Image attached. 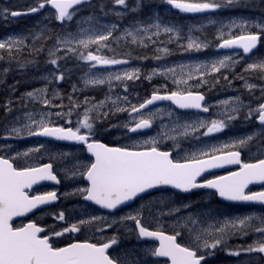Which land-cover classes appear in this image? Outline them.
<instances>
[{"label": "rangeland", "instance_id": "rangeland-1", "mask_svg": "<svg viewBox=\"0 0 264 264\" xmlns=\"http://www.w3.org/2000/svg\"><path fill=\"white\" fill-rule=\"evenodd\" d=\"M18 1L0 0V40H7L9 37L23 40V43L14 46L10 52L8 49H0V150L4 156L12 158L21 167H32L47 160L55 163L56 171L60 173L61 176H59L63 183L61 196L65 197L66 201L68 197L73 198L72 204L66 205V207H72V209L67 208V211L72 216L73 223L88 219L91 216L106 218V220L97 221L93 225H84L78 232L63 233L65 237L76 238L79 236L82 239L103 241L115 236L117 244H115V249L112 253L122 264H159L153 256L146 254V249L154 247L149 242L140 241L136 234L134 221H121V217L127 214L135 215L139 210L141 212V223L145 226L155 230H166L170 233L179 231L181 233L179 236L180 242L187 244L190 242L189 233L181 225L183 223L182 218L190 214L197 219L198 224L196 227L200 229L207 228L209 224L219 227L220 222H223L226 218L264 214V212L256 209L240 211L237 208L211 204L209 200H204V197L208 195L201 192L189 197H180L175 192L166 191L142 198L134 205L116 213L114 218H109L100 212H96L90 206L84 205V202L80 200L82 195L73 194L75 189L85 187L82 176L66 177V169L71 171L73 166L78 163L86 164L85 159L74 155L73 151L78 154L77 149L71 150L57 143H48L41 138H27L26 132L23 133L22 137L8 136L11 128L20 127L28 122L24 115L25 113H33L36 119H40L41 113H50L51 115L48 118L54 124L76 128L78 126L77 121L83 119L85 108H92L93 105L99 104L101 101H105L104 105L98 109H93L89 116L92 118V123L98 124L99 132H109L103 136L115 141V144L118 142L122 146H135L137 148L146 147L143 141L155 138L158 142L157 146L172 150L174 158L177 160H182L186 155H190L193 152L207 150L212 146L219 148L225 144L230 145L235 140L258 133L260 128L256 126L255 117L249 120L244 119L247 107L241 108L239 117L229 123V130L224 133L223 137H218V134L202 135L206 128H200L197 132L184 136L180 134L183 132V127L178 125L182 126L186 122L193 123L198 120L223 119L221 112L225 110L226 106H221L218 102L229 98L239 97L244 105H250L252 108L257 107L259 103L264 101V94L261 91V89H264V72L259 69L245 71L248 64L264 60V38H262L258 50L249 56H240L238 51L218 52L217 50V46L222 42V34L223 39H228L247 32L258 31L259 29L255 25L264 23V13L255 15V13L245 12V10L252 7L236 3L216 10L184 13L168 5L165 0H142L144 6L136 12H125L122 6L114 5L113 0H90L87 7L95 4L101 11L103 18L99 19L90 13H75L72 21L66 20L63 22L69 26L75 24L74 27L69 28L66 25V28H59V32L55 33V36L50 40V33L54 29L53 24L64 25L55 19L54 11L47 5L36 13L12 17L10 15L11 11L27 12L29 8L37 5V0L21 5L17 4ZM194 2H199V0H194ZM127 3L129 8L135 7V0H127ZM101 5H103V10H101ZM4 9H8V12L5 13ZM116 12H125V14L118 17L115 15ZM105 13L107 14L105 15ZM90 15L95 16L96 20L88 21L86 18ZM156 15L159 16L163 24L175 26L179 31V35L161 32L159 36L153 35L151 40H149L147 37L155 32V28L149 29L148 34L141 31L139 35L144 38L143 45L132 43L131 37L124 35L126 29H134L140 27V25L154 23V19L151 18ZM48 17L49 21L45 23ZM241 20L249 21L252 26L244 29L231 26L232 21L239 22ZM113 24H117L119 27L114 31L113 37L107 42L108 47L101 49L98 54L128 60V63L98 66L89 73V76L102 75L107 77L109 73L115 74L122 73L125 70L140 69V78L138 80L125 82L113 80L111 86L107 82L103 85L86 86L84 81L86 79L85 73L89 72V62L79 60L72 54H69L68 58L58 61L60 69L66 72L65 78L60 81L52 79L49 74L55 71L56 66L49 63L50 59L55 58L49 56V50L53 49L54 46L60 47L61 50L56 55L65 56L64 46L57 45L58 38L63 39L68 32L78 33L80 28L88 31L81 33L77 36V39L87 38L88 35L93 34V30L102 31V26H111ZM2 25L8 26L9 29L1 27ZM126 25L128 27L125 28ZM48 27H50V33H46L49 30ZM37 34H40L39 38H37ZM189 36L208 46L201 50L185 51ZM71 46L79 48L75 44ZM96 47V45H90L87 50H80L85 51V53L87 51L95 53ZM164 48L169 50L168 55L158 51V49ZM133 50H137L140 56L135 57L138 54L133 53ZM158 55L161 56L159 60L155 59ZM225 56H231L238 62L221 69L219 73L206 75L204 77V80L207 81L206 83L200 84L198 79H193L189 81L188 85L195 91L207 93V106L213 109L212 114L204 116L196 112H179L166 103H158L156 106L141 111L145 118H148L150 114L153 116V128L150 131L132 134L124 127L125 124L132 121V117L127 111H115L117 106L129 108L130 105H138L156 89L160 91L176 90L177 85L173 83L171 74L152 75L150 80L147 79L146 77L151 75L154 69L163 70L179 65H210L211 62ZM143 57H147V59H142ZM142 61L149 66L145 71L144 66H141ZM188 70L185 69V73ZM177 72L179 73L178 67ZM254 74L257 75L256 78H253ZM193 75L198 76L197 73H193ZM45 77H48V79H44ZM224 77H227V79ZM4 82H6V85H4ZM246 82L255 87L249 90L246 87ZM9 83L13 88L9 89L8 93L13 94L17 91L19 93L18 98H2L1 90ZM125 83L127 84V91H125ZM45 87L47 88L45 96L51 101L49 106H45L41 101L31 99L26 95L27 92L34 89ZM180 87L186 86L181 84ZM124 96L128 97V102L123 101L122 98ZM69 97H71V100ZM85 100L88 101L87 104ZM113 101H116V104H113ZM12 102H15L16 105H22L19 106L21 109L19 112L17 110L15 112L11 111ZM74 104H78L79 107H74ZM70 109L71 115L57 117L56 113L67 114ZM105 112L108 113L107 116L103 115ZM169 113L172 115H169ZM244 126L255 129L242 133V129L239 128ZM164 134H167L168 137H175V139L165 138ZM35 148L40 150L38 152H30L27 156H17V153H25L29 149ZM232 149L244 150L246 155L253 159L257 158L258 155H264V141H262V136H255L243 147L226 150ZM74 156L76 159H74ZM79 171L82 172L83 168H80ZM37 193H40V190L33 191L32 195ZM65 193L69 195H65ZM184 204H188L190 207L183 208L182 205ZM85 206L86 210L83 212V207ZM177 207L181 209L180 212L169 215L171 209ZM76 212L79 214L75 215ZM111 220H115V224H112L110 228H106L105 223H111ZM251 223L254 227L260 226L258 220L254 219ZM67 227L69 226L67 225ZM97 229H102V231H97ZM53 232L57 231H51V233ZM208 251L201 249V254L206 255L209 259L208 264H249L252 260L264 257V254L260 253L236 257L229 255L228 251L220 248L211 250V255L208 254Z\"/></svg>", "mask_w": 264, "mask_h": 264}, {"label": "snow or ice", "instance_id": "snow-or-ice-1", "mask_svg": "<svg viewBox=\"0 0 264 264\" xmlns=\"http://www.w3.org/2000/svg\"><path fill=\"white\" fill-rule=\"evenodd\" d=\"M168 5L180 10L184 13H198L208 10H216L224 6H230L236 0H165ZM88 3V0H37V5L31 7L27 12L11 11L12 17L36 13L41 9L50 5L55 10V19L60 22L72 21L77 11L76 6H82ZM114 5L122 6L125 12H136L143 7L142 0H135V7L129 8L127 0H113ZM103 10V5H101ZM7 13L8 9H4ZM125 12H116V16H123ZM107 13H105L106 15ZM88 21L96 19L95 16H88ZM154 23L140 25L134 29H126L124 35L131 37L132 43L144 44V38L139 35L141 31L148 34L149 29L155 28V32L148 35L151 40L152 36H159L163 33H174L179 35V31L175 26L163 24L158 15L152 17ZM139 23V22H137ZM233 27L244 29L251 27V23L247 20L239 22L232 21ZM256 32H247L244 35L235 36L234 38L223 39L218 45L220 48L238 47L242 49L244 54L251 53L257 48L258 43L264 38V23L255 25ZM103 30L95 29L92 35L87 38H79L81 33L88 30L80 28L78 33L68 32L63 38L57 39V45L64 46L65 56H57L56 53L61 50L60 47H55L49 50V56L55 57L49 60L51 65H55L56 69L49 75L56 81L65 78V70H61L58 61L69 57V54L75 55L79 60L89 62V72L85 73V85H103L106 82L111 86V82L115 81H132L140 78V69L125 70L122 73H109L107 77L102 75L89 76V73L98 66H111L119 64H127L128 60L116 59L106 55L98 54L101 49L108 47V41L113 37L114 31L119 27L117 24L111 26H102ZM40 34H37L39 38ZM119 39V38H116ZM23 43L19 38L9 37L7 40H0V49H8L9 52L14 46ZM155 43V41H153ZM78 45L73 47L71 45ZM90 45H96V52L82 51L87 50ZM146 46V45H144ZM207 44H202L191 36L188 38V43L185 51L201 50L206 48ZM164 55L169 54L167 48L158 49ZM142 59H147L143 57ZM155 59H161V56H156ZM236 61L231 56H225L221 59L211 62V64H195V65H179V73L177 67L166 68L163 70L154 69L152 74L146 77L151 79L152 75H167L171 74L173 83L177 85L176 90L160 93L156 89L151 94L150 98L145 99L138 105H130L129 108L117 106V112H129L132 121L125 124L124 127L132 133L138 130L150 128L153 122L152 114L145 118L141 114V110L146 109L149 105L156 101H171L180 109H198L203 112L209 111V106H205L202 102L205 101V96L199 91L193 90L189 85V81L198 79V83H206L204 77L210 73H219L221 69L229 67L230 64H235ZM185 69H189L185 73ZM259 69L264 72V60L250 63L245 68V71ZM210 70V71H209ZM6 71V70H5ZM197 73L198 76H194ZM186 75V78H185ZM227 79V77H224ZM44 79H48L45 77ZM243 79V77H241ZM183 84L186 87L181 88ZM125 91L127 84L125 83ZM246 87L252 90L255 86L246 82ZM75 90V86H74ZM264 94V89H261ZM47 88H38L27 92V97L39 100L45 106L51 105V101L46 98L45 93ZM71 100V97H69ZM110 99V98H106ZM120 99V98H118ZM124 102H128V97L124 96ZM87 104L88 101L85 100ZM105 101L93 105L92 108H85V113L82 120H78V126L65 127L54 124L48 117L50 113H41L40 119H36L33 113H25L27 123L20 127H13L9 130L8 136L22 137L26 132L27 136H43L51 137L56 140L75 141L86 146V151L91 154L94 159L86 164H77L69 171L65 170L66 177L72 178L77 175L84 177L87 181V186L75 189L73 194H80L86 201H92L102 208L113 210L128 201L143 195L150 194L151 190H159L162 186H171L181 192H190L197 188L215 189L216 193L228 201L251 202L264 205V190L262 191H246L250 184L264 183V159H259L255 163H242L240 160V151L226 150L229 148H239L245 146L255 136H264V103H259L257 107L252 108L250 105H244L239 97L229 98L228 100L219 101L218 104L226 106L221 112L223 119H212L210 121L198 120L193 123H185L178 125L183 127L181 135L188 136L197 132L200 128H206L202 133L204 136H209L213 133L221 132L229 123L237 119L240 115L241 108L247 107V112L244 114V119L249 120L255 117L260 124V132L248 135L245 138L238 139L232 144H225L222 147L212 146L207 150H200L186 155L182 160L172 158V153L162 151L157 146L158 142L155 138H150L143 141L146 147L137 148L129 147H109L106 144L92 138L93 123L89 113L93 109H98L104 105ZM116 104V101H113ZM74 107H79L74 104ZM235 113V114H232ZM135 114V115H133ZM57 117L63 115H71V109L67 114L56 113ZM107 116L108 113H103ZM169 115H172L169 113ZM139 117V118H137ZM19 119V118H18ZM35 128V130H33ZM81 128L87 129L85 133H81ZM165 138L175 139V137ZM42 147V146H41ZM178 147V145H177ZM39 148L29 149L25 153H17V156H27L30 152L39 151ZM219 153V154H217ZM68 155V154H62ZM225 164H239L238 171L229 172L224 176H216L213 179H207L203 182L198 181L202 173L209 169L219 168ZM83 168V171H79ZM41 181H54L60 183L57 175L53 172V165L43 164L38 167H14L10 159L0 156V264H118V260L108 254V250L117 244V238L112 236L106 242L92 243L88 240L83 242H73L65 247H55L50 242L49 235H42L44 228L38 226L35 222H29L22 226H13V218L24 216L26 213L37 209L40 206L49 204L58 199L56 191H50L43 194L29 195L27 189H31L33 185ZM65 195H69L65 193ZM143 207V206H142ZM183 208H189L190 205L184 204ZM180 208H172L169 215L179 213ZM199 215V214H197ZM56 219L65 220L64 212L56 214ZM182 228L187 229L190 237V242L181 244L177 242V237L181 235L179 231L169 235L162 230H149L141 223V212L138 210L135 215L127 214L120 218L121 221L132 220L138 229L139 238H155L159 241V246L151 249H146V254L153 257L168 258L170 264H202L205 261V255L201 254V249L211 250L226 245L227 240L233 235H248L247 229L252 228V231L259 233L264 237V214L259 216L255 214L245 215L242 217H234L225 219L220 222L219 227L209 224L207 228H197V219L190 214L182 218ZM258 220L260 226L254 227L253 220ZM106 220L104 217L91 216L88 219L79 220L63 229L62 232H53L54 236H61L67 232H78L84 225H93L97 221ZM113 221L112 223H115ZM112 223H105L106 228L112 227ZM102 231V229H97ZM241 253L264 254V242L254 241L253 244L247 247H239L237 250H228L229 255L239 256Z\"/></svg>", "mask_w": 264, "mask_h": 264}, {"label": "flooded vegetation", "instance_id": "flooded-vegetation-1", "mask_svg": "<svg viewBox=\"0 0 264 264\" xmlns=\"http://www.w3.org/2000/svg\"><path fill=\"white\" fill-rule=\"evenodd\" d=\"M31 1L32 0H19L17 2V4L18 5H21V4L29 3ZM89 1L90 0H88V3H89ZM88 3H86V4L82 5V6H76V8H77L76 14H80V13H90V14L95 15L99 19L103 18L102 17V14H101V11L98 9V7L95 4L93 6L87 7L88 6ZM117 8H119V7H117ZM54 13H55V11H54ZM48 21H49V17L47 18V20H46L45 23H47ZM42 22H44V21H42ZM63 24L64 25L62 26V24L54 23L53 24V26H54L53 28L54 29L52 30L51 33H50V27H48L49 30L46 31V33H50V40L53 38V36H55V33L59 32L58 31L59 28H61V29L66 28V25L69 28H73L74 25H75V24H71L69 26L66 23H63ZM1 27H7V29H9L8 26H3L2 25ZM126 27H128V25H126L125 28ZM61 53H63V52L61 51ZM139 56L140 55H135V57H139ZM166 92H170V91H166ZM199 92H201V93L204 94L205 101L203 102V104L205 106H207V98H208L207 93H204V91H199ZM12 103H14V102H12ZM262 103H264V101ZM168 105L172 106L170 103H168ZM176 110L179 111V112H196V113L202 114L204 116H208V115L212 114V112H213V109L210 108V107H209V111L208 112L183 111V110H178V109H176ZM93 125H94L93 130H92V133H93L92 134V138L93 139L98 140L101 143L111 145V146L116 145V146L124 147V146L120 145L118 142L116 144H115V142L114 143L108 142L109 139L107 137L103 136V135H107L109 132H103V131L99 132L98 124H94L93 123ZM256 126L258 128L261 127L260 124H257V123H256ZM239 129H242V133H246V132L249 131V129H247L246 126L241 127ZM227 130H229V126L226 127L224 130H222L221 132H219V133L218 132L217 133H213L211 135L220 134V135L223 136L224 132H226ZM87 131H88L87 129L86 130L81 129V133L82 134L85 133V132H87ZM231 133H232V131H231ZM41 139L44 140V141H46V142H48V143H52V144L57 143V142H55L53 140H49V139H46V138H41ZM262 141H264V136H262ZM57 144L58 145H61V146H65V147H67V148H69L71 150L77 149L78 150V154H77V152L73 151L75 153L74 155H77L78 158L81 157V158L85 159L86 160V163L90 162L91 159H94V157H92L91 154L86 151V146L83 145V144H81V143H79V142L69 143V144H65V143H57ZM160 149L167 151L166 148H160ZM237 151H240V153H241V159H242V162L243 163H246V162H249V161H255V160H253L254 158L253 159H250L246 155V153H245L244 150L238 149ZM0 156L7 157V156H4L2 154L1 150H0ZM7 158H10V157H7ZM263 158H264V155H262V156L258 155L256 159L258 160V159H263ZM10 159L13 161L15 167H17V168H23L21 166H18V164L12 158H10ZM74 159H76L75 156H74ZM45 163H51L53 165V171L56 173V175L58 176V178L60 180V183H59L60 186L55 187L54 184L43 185L40 188L37 187L34 190H32L31 193H29V195H32L33 191H35V190L36 191H39L40 190V193H37V194H43V193L50 192V191H57L58 194H59V196H58V199L56 200V203H53L51 205H47V206H44V207H40V208H38L37 210H35L33 212L26 213L24 216L15 217L13 219V221H12L13 226L14 227H17V226H22L23 224H27L29 222H35V223L38 224V226H40V227H42V228L45 229V231L42 233V235H49L50 238H51L50 239V242L55 247H65V246H67L70 243L77 242V241L83 242L85 240H88L89 242H92V243L106 242L107 240L97 241V240H92V239H82L79 236L76 237V238H70L69 236H66L65 237L64 235L63 236H54V235H52L51 231H57L58 232L60 230H63L64 227H67V225L70 226V224H73V218H72V216L69 215V212L67 211V208L68 209H72V207H66V205H68L70 203L72 204L73 198L68 197V200L66 201L65 197L61 196V186H63V183H62V180H61V177H60L61 176L60 173L59 172L57 173V171H56L55 163L47 160V161L41 162V163H39V164H37L35 166H39V165H42V164H45ZM232 170L233 169L231 167H226V168H223V169L215 170L213 172H210V173L205 174L204 176H201V178L199 180H200V182H203L204 180H207V179H213L216 176L227 175L229 172H232ZM82 180H83V185L86 187L87 186L86 179L84 177H82ZM262 190H264V183L262 185H257V186L249 187L247 189V191H262ZM197 192H206L207 195H208L207 197H208V199H209V201H210L211 204H218V205H222L224 207L228 206V204L223 203V202H221L220 200L217 199L216 193L214 191H209V190H206V189H199ZM194 193H196V192H194ZM144 196H147V195H144ZM80 200L84 202V205L90 206L96 212H100L102 215H104L106 217H109V218H114L115 217V209L113 211L101 210L100 208L96 207L94 204L90 203L89 201H86L83 198V196L80 197ZM86 206L83 207V212H85ZM240 209H242V210H251V211L254 210V209H256V210H258L260 212H264V206L263 205H259V206H256V205H241L240 206ZM48 211H50V212L48 213ZM61 211L64 212V214H65V220H63V221L56 219V214L60 213ZM77 214H79V213L76 212L75 215H77ZM113 221H115V220H111V223ZM112 224H115V223H112ZM134 224H135V222H134ZM142 225L144 227L148 228V229L155 230L153 228H150L148 226H145L143 223H142ZM162 231L167 232L166 230H162ZM247 232H248V235H243V236L242 235H233V236H231L227 240V243H226L225 246L218 247V248L223 249V250H226V251H228L229 249L235 251L239 247H247L248 245L253 244L254 241L264 242L263 237L259 233L253 232L252 231V228L248 229ZM67 233H69V232H67ZM137 237H138V235H137ZM139 239H140L141 242H149V243L152 244L153 247H157V243L156 242H153V241H145V240H143L141 238H139ZM114 249H115V245H113L108 250V254L111 257H113L114 259H117V258H115L114 254L112 253V251ZM245 254L246 253H241V255H245ZM241 255H239V256H241ZM239 256H236V257H239ZM205 257H206V259H205V261L202 262V264H208V262H209L208 257L206 255H205ZM154 258H155V260L159 264H168V260L165 259V258H158V257H154ZM256 260H252L251 263H249V264H264V257H259ZM118 264H122L120 260H118Z\"/></svg>", "mask_w": 264, "mask_h": 264}, {"label": "trees", "instance_id": "trees-1", "mask_svg": "<svg viewBox=\"0 0 264 264\" xmlns=\"http://www.w3.org/2000/svg\"><path fill=\"white\" fill-rule=\"evenodd\" d=\"M236 4H242V5H247V6H251L252 10H256V11H260L264 13V0H236L235 2ZM234 3V4H235ZM259 12V13H260ZM133 53L138 54L139 52H137V50H133ZM139 55V54H138ZM26 63V62H23ZM141 66L144 68V71L149 67L147 63H145L144 61H142ZM259 74V73H258ZM257 75H253V78H256ZM11 83V82H10ZM10 83L7 84V86L1 90L2 92V98L4 97H8L11 98V94L8 93V90L13 88L12 86H10ZM4 85H6V82H4ZM3 98V99H4Z\"/></svg>", "mask_w": 264, "mask_h": 264}, {"label": "water", "instance_id": "water-1", "mask_svg": "<svg viewBox=\"0 0 264 264\" xmlns=\"http://www.w3.org/2000/svg\"><path fill=\"white\" fill-rule=\"evenodd\" d=\"M234 48H238V47H233V48H220V47H218V49L219 50H227V49H234ZM249 54V53H248ZM161 102H171V101H167V100H163V101H156V102H154V104H152V105H149L148 107H151V106H153V105H155V104H158V103H161ZM172 103V102H171ZM173 104V103H172ZM176 108H178V106L177 105H175V104H173ZM147 107V108H148ZM178 109H180V108H178ZM180 110H198V109H180ZM258 121V120H257ZM259 122V121H258ZM148 129V128H147ZM142 130H145V129H142ZM138 131H141V130H138ZM48 138H50V139H54V140H56L55 138H51V137H48ZM57 141H63V140H57ZM65 142H72V141H65ZM233 165V164H232ZM210 170V169H209ZM208 171V170H207ZM38 184H40V183H38ZM38 184H36V185H38ZM162 187H171V186H162ZM222 198V197H221ZM222 199H224V198H222ZM133 201V200H132ZM132 201H128V202H126L125 204H123V205H121V206H119L118 208H120V207H122V206H124V205H126V204H128V203H130V202H132ZM228 201V200H227ZM235 202H237V201H235ZM144 239H155V238H144Z\"/></svg>", "mask_w": 264, "mask_h": 264}, {"label": "bare ground", "instance_id": "bare-ground-1", "mask_svg": "<svg viewBox=\"0 0 264 264\" xmlns=\"http://www.w3.org/2000/svg\"><path fill=\"white\" fill-rule=\"evenodd\" d=\"M107 125V124H106ZM104 127V126H103ZM223 137V136H222Z\"/></svg>", "mask_w": 264, "mask_h": 264}]
</instances>
